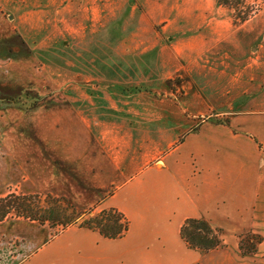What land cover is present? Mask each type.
Wrapping results in <instances>:
<instances>
[{
    "label": "crops",
    "instance_id": "obj_1",
    "mask_svg": "<svg viewBox=\"0 0 264 264\" xmlns=\"http://www.w3.org/2000/svg\"><path fill=\"white\" fill-rule=\"evenodd\" d=\"M145 1L152 5L144 32L152 36L133 38L124 20L117 53H77L79 83L59 86L27 113L37 142L0 152V192L26 178L84 209L105 204L122 215L126 231L110 239L79 225L52 234L34 221L6 219L0 250L13 242L17 253L3 263L264 264V112L245 111L234 94L239 63L225 48L239 32L229 19L206 20L207 12H221L217 0ZM161 13L177 15L170 21ZM88 37L68 47L82 49L97 36ZM172 75L187 83L180 99L167 85ZM212 110L220 111L200 119ZM189 219L222 231L225 247H189L181 237ZM250 232L262 241L242 257L236 238Z\"/></svg>",
    "mask_w": 264,
    "mask_h": 264
},
{
    "label": "rangeland",
    "instance_id": "obj_2",
    "mask_svg": "<svg viewBox=\"0 0 264 264\" xmlns=\"http://www.w3.org/2000/svg\"><path fill=\"white\" fill-rule=\"evenodd\" d=\"M232 3L233 8H229L220 5L217 0L221 12L218 8L207 12L206 20L229 19L234 31L238 30V39L229 40L225 48L228 60L239 63L236 65L238 76L232 83L236 89L234 94L238 95L237 100L244 101L245 111L264 112V0H243L240 4L232 0ZM151 5L145 0H0L4 21L0 27V152L6 148L12 150L18 144L23 147V141L37 142L34 132L29 129L27 113L36 104L54 95L53 91L59 86L79 83V77L75 76V70L81 69L80 60H76L77 53H117L118 43L124 41L122 31L125 21L134 31L133 38H144L145 36L139 37L142 33L151 37L150 33L144 32L147 27L146 11L148 8L150 10ZM132 6L133 11L130 13ZM251 7L257 12L244 24H236L235 14ZM176 15L161 13L159 19L168 18L171 21ZM176 20L178 22V18ZM158 23L153 29L155 34L169 22L164 20ZM44 35L47 39L45 42ZM86 36L97 37L95 41H88L90 44L82 49L72 50L68 47V43L70 46H77ZM136 40L131 46L133 51L140 47L138 39ZM166 42L168 40L164 38L163 44ZM124 49L125 46H119L120 51ZM70 63L72 66H69ZM225 64L228 66L227 60ZM171 78L167 83L174 89L175 95L171 96L180 99L184 96L182 85L187 83L181 76L172 75ZM144 89L137 86L132 90L141 92ZM146 91L153 94L151 90ZM155 95L165 96L164 93ZM219 111L212 110L200 119L207 120ZM32 138L34 139L30 141ZM3 158L0 157V160ZM9 165L11 169L12 166ZM3 166L1 163L0 169ZM13 167L17 166L14 164ZM26 182L27 179L24 178L6 186L0 192V199L12 195L36 196L37 205L51 219L43 224L34 221L35 227H50L52 234H55L66 228L79 226L84 220L97 218L99 226L103 228L111 225L112 220L118 216L121 219L119 224L124 228L125 220L118 213L108 210L103 203L84 209L64 196L38 191ZM111 193L112 191L108 195ZM18 218L33 221L14 212L5 220ZM240 239L236 238L238 244ZM5 244L6 247L0 250V264H6L3 260L7 261L9 255L15 256L17 253L15 243ZM238 253L240 254L239 248Z\"/></svg>",
    "mask_w": 264,
    "mask_h": 264
},
{
    "label": "trees",
    "instance_id": "obj_3",
    "mask_svg": "<svg viewBox=\"0 0 264 264\" xmlns=\"http://www.w3.org/2000/svg\"><path fill=\"white\" fill-rule=\"evenodd\" d=\"M243 0H235L236 4H240ZM222 6L233 8L232 0H218ZM257 11L250 8L246 11H240L235 14L236 24H244ZM36 196H7L0 199V222L4 221L12 212L18 216L29 218L33 221H38L41 224L50 221L51 217L42 212L36 203ZM114 211V210H111ZM114 213H117L114 211ZM122 217L121 214H119ZM53 217V216H52ZM123 218V217H122ZM124 219V218H123ZM121 219L117 216L112 220L111 225H106L103 228L99 226L97 218H90L84 220L81 226L96 229L100 234L106 238L115 239L124 234L127 229V222L124 223V228L119 224ZM69 224V222L67 223ZM222 231L213 229L208 222L199 219H189L185 222L181 229V237L186 241L189 247L200 250L202 252H209L218 248L225 247L224 241L221 237ZM262 238L253 233H247L242 236L239 244V251L242 257L255 255L258 251V245Z\"/></svg>",
    "mask_w": 264,
    "mask_h": 264
}]
</instances>
